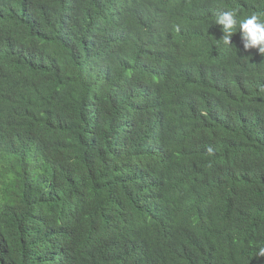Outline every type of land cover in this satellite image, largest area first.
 Wrapping results in <instances>:
<instances>
[{"label":"trees","instance_id":"16d2710c","mask_svg":"<svg viewBox=\"0 0 264 264\" xmlns=\"http://www.w3.org/2000/svg\"><path fill=\"white\" fill-rule=\"evenodd\" d=\"M232 9L264 0H0V264H264V57L220 40Z\"/></svg>","mask_w":264,"mask_h":264},{"label":"clouds","instance_id":"9594fccd","mask_svg":"<svg viewBox=\"0 0 264 264\" xmlns=\"http://www.w3.org/2000/svg\"><path fill=\"white\" fill-rule=\"evenodd\" d=\"M214 16V23L222 26L223 36L220 40L225 45L232 46V36L239 32L244 50L258 49V53L264 57V12L252 13L241 18L239 11L232 9L216 12ZM211 151L209 148V152ZM257 256L264 257V247L258 249Z\"/></svg>","mask_w":264,"mask_h":264}]
</instances>
